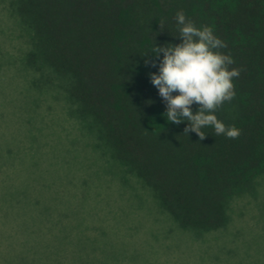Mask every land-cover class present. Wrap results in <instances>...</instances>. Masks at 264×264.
<instances>
[{
    "label": "trees",
    "instance_id": "obj_1",
    "mask_svg": "<svg viewBox=\"0 0 264 264\" xmlns=\"http://www.w3.org/2000/svg\"><path fill=\"white\" fill-rule=\"evenodd\" d=\"M7 8L26 30L28 69L59 84L76 118L161 210L196 235L226 228L233 199L256 193L264 176V0H9ZM179 11L196 27H211L227 45L219 51L234 60L229 70H240L234 98L215 110L239 129L235 139L204 127L201 140L184 133L187 120L164 115L150 80L159 64L151 51L181 43ZM191 108L195 114L199 105ZM61 254L40 256L68 264Z\"/></svg>",
    "mask_w": 264,
    "mask_h": 264
},
{
    "label": "rangeland",
    "instance_id": "obj_2",
    "mask_svg": "<svg viewBox=\"0 0 264 264\" xmlns=\"http://www.w3.org/2000/svg\"><path fill=\"white\" fill-rule=\"evenodd\" d=\"M8 1L0 0V264H44L46 251L68 264H264V176L256 193L233 199L226 228H180L76 118L59 84L28 69L26 30Z\"/></svg>",
    "mask_w": 264,
    "mask_h": 264
},
{
    "label": "clouds",
    "instance_id": "obj_3",
    "mask_svg": "<svg viewBox=\"0 0 264 264\" xmlns=\"http://www.w3.org/2000/svg\"><path fill=\"white\" fill-rule=\"evenodd\" d=\"M176 20L181 43L154 45L151 51L159 64L158 72L149 74L150 80L166 103L164 115L176 124L187 120L184 133L195 132L201 140L206 136L201 131L204 127L214 128L218 136L235 139L239 129L226 126L217 118L215 110L234 98L233 78L240 75V70H229L234 60L219 51L227 45L211 27H196L183 11L177 12ZM153 66H156L155 61ZM193 104L199 105L195 114Z\"/></svg>",
    "mask_w": 264,
    "mask_h": 264
}]
</instances>
